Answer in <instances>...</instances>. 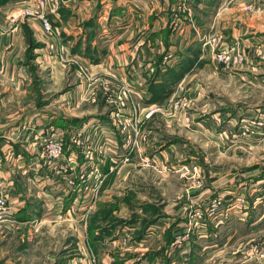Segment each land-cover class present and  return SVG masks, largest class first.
<instances>
[{
    "label": "crops",
    "instance_id": "1",
    "mask_svg": "<svg viewBox=\"0 0 264 264\" xmlns=\"http://www.w3.org/2000/svg\"><path fill=\"white\" fill-rule=\"evenodd\" d=\"M248 1L251 0H217L214 5L216 11L208 21L205 16L214 7H210L208 0H62L59 11L50 16L55 35L48 38L40 28L41 23L37 18L12 19L16 11L11 14V10L19 5L22 8L31 5L29 0H7L0 4V12L5 15L3 21L0 20V90L3 88L9 95L0 98V104L6 107L12 101L17 104L31 101L27 96L15 97L14 93L33 90L40 92L42 84L39 68H47L51 70L57 86L64 83L65 74L75 73V81L80 80L78 88L85 89L84 96L88 95L86 100L80 97L81 102L93 101L90 94L93 88L98 90V96H104L105 103L112 108L113 95L120 86L135 79L138 84L137 94L134 96L136 104L141 106L145 100V103L154 105L156 103H150V81L155 78L157 82H161L170 68L177 66L186 56L191 57L193 53L189 52V48L199 46V60L174 86V91L167 100L174 94L178 95V91L185 95L188 88L184 87L195 80L194 73L202 66L203 71L209 73L207 66L208 61H211L215 64V71H211L210 77L218 81L219 73L223 72L227 86H233L238 79L237 74L242 73L248 81V91L250 88H257L258 93H261L258 103L260 107H264V0L259 1L258 7L255 6L258 1L252 0V11L255 10L253 14L243 11ZM194 9L201 12L200 17L197 15L199 18L196 17ZM25 27L31 29L34 40L41 44L40 48L32 52L31 59L27 55ZM206 28L210 29L208 35L204 33ZM208 36H220L223 41L227 40V45L240 42L246 55V63L227 69L216 64L208 45H204ZM87 73L92 79L86 77ZM103 81L107 82V85H103ZM178 87L179 90L176 91ZM197 87L198 85L195 91L198 90ZM188 96L191 99L187 100L192 103V92ZM194 99L198 102L201 97ZM71 100L70 97L66 98L68 104H71ZM97 100L95 97L93 102ZM78 102L81 103L79 100ZM47 105L48 103H40L39 108ZM145 109L140 107V112L143 113ZM258 110L264 111V108ZM3 111L8 113L15 109ZM114 111L115 109H112L109 112V119L114 118ZM125 112L120 115L119 120L128 119V112ZM0 116V181L8 184L12 190L10 202L17 211L14 222L0 224V230L6 229L10 232L37 219L44 222L49 216L60 217L64 211L67 212V217L73 216L74 205L80 200L82 202V209H79L82 225L74 228L78 241L71 248L78 251L79 256L74 255L66 260H57L58 258L50 256L49 264H264L263 260L255 259L253 251L255 247L264 249V244H195L197 242L193 241L194 244L190 242L187 246L178 245L185 241L187 235L194 237L193 240L200 239L196 228H191L190 234L179 228V238L184 241L172 238L171 228L163 230L162 233L159 232L160 244L156 247L145 244L147 240L144 239L152 235L155 237L157 232L151 230L150 227L154 226L152 224H143L141 228L122 227L111 235L93 240L90 226L98 202L95 205L96 200L93 205L84 209L89 197L86 198L88 181L83 170L90 163L84 157L86 150L90 149L87 146L89 140L85 139V118H68L63 115L48 117L37 112L30 119L27 117L11 124V116L7 119L2 111ZM212 117L216 120L215 115ZM31 119L34 122L37 120L44 128L36 129L38 126H34L26 130ZM75 119L79 121L73 122ZM118 122L117 119L113 123L110 122L114 127V130L109 132L110 135L116 136L117 133L126 137L125 130H122ZM192 122L193 120L186 128L191 127ZM60 123L62 125H59ZM195 123L193 130L184 129L201 139V142L202 136H210L215 131V125L205 127V120ZM12 125L15 126L14 129L11 128ZM235 127L231 126L229 131L235 132ZM43 129L63 134L64 153L68 154L72 165L61 166V160L49 161L38 153L39 147L38 144L34 147L33 136L43 132ZM261 133L264 135V130ZM114 136L109 138L116 140ZM75 156L80 158L79 162L75 161ZM107 162L110 163V168V159L106 160V164ZM103 168L107 177L112 179L115 172L110 173L111 168L108 166ZM79 169L78 174L76 170ZM67 180H73L74 184ZM245 195L244 192V197ZM201 196L202 194L199 198ZM262 198L264 199V195ZM122 201L124 200L118 202V208L113 212L117 219H120L118 213ZM234 205L235 203H232L233 208ZM50 206L57 208L52 210ZM244 209V215L249 214L246 206ZM234 213L235 211L230 213L231 217ZM135 216L140 218L139 213L133 218ZM221 224L224 225V221L216 223L214 227L219 228ZM208 229L209 227L206 233ZM95 231L96 234L99 233L98 229ZM220 233L221 230L210 236L216 237L218 242ZM162 235L164 239L161 238ZM134 236L135 238H132ZM102 247L106 249L104 254L100 253ZM64 249H67V245ZM182 251L187 252L179 254ZM1 264L13 263L7 260Z\"/></svg>",
    "mask_w": 264,
    "mask_h": 264
},
{
    "label": "rangeland",
    "instance_id": "2",
    "mask_svg": "<svg viewBox=\"0 0 264 264\" xmlns=\"http://www.w3.org/2000/svg\"><path fill=\"white\" fill-rule=\"evenodd\" d=\"M216 1L208 0V4L213 7ZM257 1L256 7L260 0ZM248 2L243 7V11L246 14H253L255 10H245L247 5L253 6L252 0ZM19 8L22 6L14 7L10 13ZM214 11L216 6L209 10L205 19L210 21ZM194 13L197 18L201 16V12H196V9ZM15 14L16 12L13 15ZM50 16L52 14H49V19ZM4 17L5 15L0 12L1 21ZM209 30L206 28L204 33L208 35ZM32 37L34 38L33 33ZM210 37L212 36H208L206 40ZM226 41L222 42L226 44ZM55 48L54 46L53 49ZM35 49L37 48L32 52ZM208 49L210 53L213 51L209 45ZM203 67L198 68L194 73L195 80L188 83L190 89L185 85L184 88H188L185 90V95L178 91V95L174 94L170 100L163 103L150 105L144 100V104L138 105L139 110L140 107L141 109L157 107L160 111L152 118L142 120L140 142L132 144L131 150L126 149L125 136L117 133L116 136L110 135L109 132L113 131L114 127L110 124L113 121L109 119V112L115 108L108 107L104 96L102 94L98 96V90L93 88L90 90L92 99L93 96L97 97V102H81L80 97L86 100L88 95L84 96L85 89L78 88L80 80L75 81V73L65 74L64 83L57 86L51 70L39 68L40 84H42L40 92L33 90L19 93L18 91L14 93L15 97L27 96L31 101L26 104L12 101L6 107L0 104V111L4 117L7 116V119L11 116L12 120H8L11 124L27 117L30 119L37 112L48 117L63 115L68 118H85L84 124H87L85 139L88 138L87 146L90 149L86 150L84 157L86 159L89 151L91 159L83 170L88 181L86 198L89 197L84 209L97 200L95 205L98 202V206H95V211L92 209V212L94 211L92 218H95L100 210L104 212L109 210L110 204L124 200L126 202H121L123 204L118 213L120 223L117 229L141 228L143 224L149 226L147 222H153L154 226L150 228L153 232H157L155 237L152 235L144 238L147 240L145 244H152V247L160 244L158 238L163 230L171 228L172 238L184 241L179 238V228L184 229L187 234V230L191 228L198 230L199 225L204 227L203 234H198L200 241L193 240L194 237L187 235L185 241L178 245L187 246L190 242L194 244L193 241L197 242L195 244H264V199L262 198L264 135L261 133L264 130V111L258 110L264 108L258 103L261 100V93H258L257 88H250L248 91V81L242 73L237 74L238 79H235L236 83L233 86H227L225 73H219L218 81L210 77L211 71H215L214 63L208 61L209 73H205ZM197 85L198 90L195 91ZM191 92L192 98L200 96L201 99L196 102L193 98L192 103L189 102L187 99L190 98L188 95ZM8 95L9 93H5L3 88L0 90L1 99ZM67 97L72 99L71 104L66 101ZM185 101H188L186 106ZM40 103H48V105L39 108ZM9 109L15 111L4 113L3 110ZM214 115L216 120L212 117ZM191 120H193L191 127L186 128ZM198 120H205L203 124L206 128L215 125L212 135L202 136V142L192 133L185 131L193 130L195 121ZM35 122L32 119L28 121L26 130L34 126H38L36 129L44 128L41 123ZM234 125L235 132L229 131ZM119 126L124 128L121 124ZM11 128L14 129L15 126L12 125ZM37 135L39 133L35 134ZM109 136L116 137V140H111ZM105 145L107 147H104ZM68 158V154L64 153L60 165H72ZM79 159L75 156L76 162H79ZM107 159L111 161L110 173L115 172L112 179L103 171L104 166L109 168L110 163L106 164ZM79 171L80 169L76 170V173L79 174ZM200 194H202L201 198H199ZM232 203H235V209ZM244 206L249 214L244 215ZM50 207L52 210L55 208ZM145 208L147 211L143 212ZM79 209H82L81 200L74 205L73 216L67 217V212L64 211L60 217L49 216L44 222L37 219L10 232L6 229L0 230V264L7 260H11L13 264H49L51 257L66 260L74 255L79 256L78 251L71 249L78 241L74 235V228L82 225L80 220L82 214L79 213ZM233 211H235L234 219L230 215ZM137 213L140 218L136 217L137 215L133 218ZM223 221L224 225L221 224L219 228L214 227L216 223ZM93 224L98 227H110L113 223L94 219ZM220 230L222 233L219 234V240L216 242V237H211L210 234ZM161 238L164 239V236L162 235ZM66 245L67 249H64ZM184 252L187 251L179 254H186ZM100 253H106L105 247L101 248Z\"/></svg>",
    "mask_w": 264,
    "mask_h": 264
},
{
    "label": "built area",
    "instance_id": "3",
    "mask_svg": "<svg viewBox=\"0 0 264 264\" xmlns=\"http://www.w3.org/2000/svg\"><path fill=\"white\" fill-rule=\"evenodd\" d=\"M31 5L25 6L16 10V14L12 16V19H26L27 17H36L41 22V28L43 33L47 36L55 35V29L49 20V14H54L61 6V0H29ZM252 6L247 5L245 10L252 11ZM19 11V13H18ZM176 25V24H175ZM223 38L220 36H212L208 38L204 45L212 47V57L218 65L224 69L236 67L246 63V55L241 48V43L236 42L231 45H227L222 42ZM86 77L92 79L89 74ZM103 85H107V82H102ZM136 86L137 81L132 79L130 82H126L120 86L118 91L113 95L114 118L111 120L114 122L116 119H121L120 115H124V112H128V119L119 120L118 124L124 126L122 130L126 132V149L131 150L132 144H139L141 139L140 123L142 120L150 119L157 114L160 109L157 107H147L144 112H140L138 104L134 100V96L137 94ZM182 89V88H180ZM95 101V97L93 98ZM189 101V100H188ZM185 101L184 105L188 103ZM112 114V115H113ZM115 119V120H114ZM38 144V153L49 161L58 162L64 156V140L63 134L57 132L45 131L35 136L34 147ZM86 159L90 161L91 152H87ZM64 169V168H62ZM70 184H74L73 180H67ZM8 184H4L0 181V224L7 222H14L16 209L10 202L12 190ZM191 230V229H190ZM190 230H187L189 233ZM204 231L203 225H199L197 233L202 235ZM186 232V231H185ZM187 233V234H188ZM255 259L264 261V249L262 247H255L253 249Z\"/></svg>",
    "mask_w": 264,
    "mask_h": 264
},
{
    "label": "trees",
    "instance_id": "4",
    "mask_svg": "<svg viewBox=\"0 0 264 264\" xmlns=\"http://www.w3.org/2000/svg\"><path fill=\"white\" fill-rule=\"evenodd\" d=\"M7 0H0V4L5 3ZM27 42H28V58L31 59L33 57L32 51L34 48L41 47V44L35 43L34 38L32 37V31L28 28H24ZM189 48V52L193 53L191 54V57H185L184 60H181L180 63H178L177 66L174 68H170L167 73L165 74V78L161 82H157L155 78L150 81L149 83V92L151 95L150 103H163L165 102L173 93L174 86L181 81L184 76L189 73L193 67L195 66L196 62L199 60V52L201 49H199V46H197L195 49ZM201 64V62H200ZM79 120L75 119L73 122H78ZM59 125H62L60 123ZM109 210H106L105 212L103 210H100L95 218H93L90 231H91V237L93 240H98L99 237H103L106 235H111L116 229L118 224L120 223L119 220L113 215V212L117 210L118 208V202H115L113 204H110ZM147 211L146 208L144 210ZM160 217V216H159ZM162 217V216H161ZM94 219L99 221H112V225L109 227H96V225L93 224ZM108 219V220H107ZM122 222V221H121ZM147 224L150 226L151 224H154L153 222H147ZM96 229L99 230V233L96 234Z\"/></svg>",
    "mask_w": 264,
    "mask_h": 264
}]
</instances>
